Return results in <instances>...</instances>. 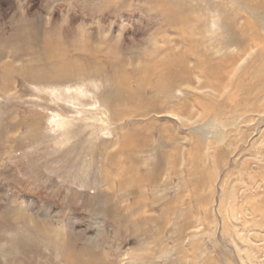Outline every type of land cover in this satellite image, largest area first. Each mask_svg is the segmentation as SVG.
<instances>
[{
  "label": "rangeland",
  "instance_id": "obj_1",
  "mask_svg": "<svg viewBox=\"0 0 264 264\" xmlns=\"http://www.w3.org/2000/svg\"><path fill=\"white\" fill-rule=\"evenodd\" d=\"M178 3L0 0V264H70L63 256L70 250L84 259L94 256L96 264L117 263L123 256L129 264H146L150 252L161 256L157 264H264V96L256 103L260 110L250 109L253 87L264 85V52L258 57L252 50L236 75L224 81L233 83L223 96L207 100L205 109L193 105L195 115L186 124L182 120L184 125L157 112L116 118L106 100H98L104 86L115 90L123 77L130 87L145 81L135 72L144 69L145 58L162 54L165 34L175 38L179 32L168 22ZM213 12L202 14L214 39ZM254 20L264 37V24ZM63 22L81 30L75 44L81 45L84 34L97 37L102 46H92L102 51L99 58L107 66L96 79L28 81L18 70L42 63L43 41L54 50L56 38L65 41ZM188 27L187 34H204L196 25ZM238 80L247 88L238 89ZM167 121L174 126L170 140L152 144L172 157L162 162V175L155 182L139 181L142 201L138 193H122L118 180L133 174H121L108 162L120 149L115 141L134 125L156 138V125ZM175 138L176 150L171 149ZM139 155L144 159L137 153L131 160L120 158L126 167L129 161L140 166L141 175L153 158L150 148Z\"/></svg>",
  "mask_w": 264,
  "mask_h": 264
},
{
  "label": "bare ground",
  "instance_id": "obj_2",
  "mask_svg": "<svg viewBox=\"0 0 264 264\" xmlns=\"http://www.w3.org/2000/svg\"><path fill=\"white\" fill-rule=\"evenodd\" d=\"M201 1L202 0H195V1L177 0V2L179 3L176 5L174 11L172 12L173 16H171L170 19H168V22L172 24L173 29L174 27L177 30L179 29V32L176 31L175 38L170 37L168 34H165L163 36V40L166 42V45L163 49H161L162 54L158 53L149 58H145L146 63L144 65V69L135 72V74L137 75L143 74L145 81L137 80L135 82L134 87H130L128 86L129 78L123 77L122 79H119L117 81L118 85L115 88V90H111L107 86H104L105 88H103L101 93L98 94V100L101 101L102 103L104 99L106 100V102L109 105L110 111L113 114V117L116 118L129 117L132 112L134 113L133 116H147L150 112H157V113H161L159 115H167L173 118L175 121L177 122L179 121L181 125H184L182 123V120L186 124L187 122H190L192 120L191 118L195 115L194 110L192 109L193 105H197L199 109L200 107L205 109V107L208 104L207 100H210L211 98H213L214 100H219L218 97L223 96L224 92H226V88L230 86V84L232 85L233 83V82L226 83L224 81L226 79H230L229 77L231 76L233 77L236 75L238 69L241 67V64L244 61H246L247 56L248 57L252 56V52H251L252 50L254 51V54H256L258 57H261V55L264 52V37L261 35L262 33H260V29H261L260 26L258 24H255L256 22L254 19L257 16L258 21H260L261 24H264V0H228V2L227 0H218V2L211 0L209 1L210 3L209 2L202 3ZM237 5H240L241 8ZM211 9L214 10L213 16H216V19H214L215 20L214 23L216 24L215 26L216 30L211 31V33L215 34L214 39L209 35H207V31H206L207 24L202 14ZM242 11L246 13L247 16L243 17ZM259 13H261L262 15H260ZM25 17H27V13L26 14L24 13V15H22V18ZM250 18H252L253 20ZM69 22L72 23V21L70 20ZM66 23L64 25L63 22L62 23L63 25L60 26L58 25L60 29L64 30L63 31L64 35L62 36H65L64 37L65 41H63L61 37L56 38V48H57L56 50H54L55 49L54 47H53L54 49H51L50 48L51 44L49 45L46 42V40L43 41L44 42L43 47L41 46L42 61H40L41 59L39 60V62L42 63H39L38 65L26 64L24 67L22 66L23 67L22 71L18 70L19 74H23V76H25L28 79V81L37 84L47 83V82L56 83L62 81L66 83H71L73 81L76 82L81 79L82 80L96 79L101 76V73L104 70L102 69V67L107 66V64L106 62L101 63L102 58L101 59L99 58V54H102L101 53L102 51L100 52L98 47L92 46V45L96 46L100 44V43L98 44L96 43L97 37L94 38L93 34H92L93 37L90 34H89L90 36L88 34L85 35L84 32L83 33L84 35L81 36V40H82L81 45L75 44L76 41H74L73 39L76 40V38H78L80 33L82 32L79 29L76 30L73 29L72 31L69 26H66L67 25ZM189 24L196 25V27L200 31H203L204 34L202 36L199 32H198L199 34L197 33L198 35L187 34L188 31L187 27L189 26ZM106 39L107 38L105 36L103 42H106ZM53 43H55V41ZM217 44L219 46H217ZM213 45L219 47V50L214 51ZM100 46H102V44H100ZM103 47L102 48L104 50L105 48H107V46L106 47L103 46ZM230 47L237 48L238 52L234 54L228 53L227 49H229ZM175 48L178 50H176ZM35 49L36 48H34V50ZM48 53L49 56H46V54ZM46 64H50V66L47 65L48 71H46ZM250 76L252 77V75ZM254 78L256 79L257 76H255ZM256 80H258V78ZM235 83L238 89L247 88V86H245V84L239 80L237 82L235 81ZM126 84L128 87L124 86ZM253 88H252L253 101L251 99L252 103L250 109H252V107L254 106L257 107L258 104L256 103H259V99L260 101L262 100L260 96L261 95L264 96V85H262L261 87L254 86ZM195 91H197L198 93H195ZM127 106H129L128 109L126 108ZM261 106L262 108H264V103ZM259 107L260 106L257 107V110H260ZM210 111L212 112V108L210 109ZM184 114L188 115V117H184ZM247 119L249 120V117ZM170 123H171L170 121H167L165 122V124L156 125L158 129V136L157 137L155 136L156 138H154V136L149 132L140 130V128L137 125L131 126L129 129L128 128L123 129L119 138L118 139L116 138L117 141H115V143L117 144V146H119L120 149L117 148V151L115 152L113 151V154L108 156V162H110V164H113L114 168L120 171L121 174L124 171L131 172L133 174L132 177H129L128 179L125 176H123L120 180H118L119 188H121L122 193L124 192H131L134 194L138 193L137 197L141 198L143 196V189L140 186H138L139 181L144 180L145 177L147 178L150 177V181L155 182L158 178H160V176L163 173V169L161 167L162 162L165 161V159L168 160L169 157L170 158L172 157L168 154L160 153V150L158 152L157 147H159V145H164V144L166 145L167 141L170 140L171 138L170 134H173V130H174V126L171 125ZM192 123H194V120L192 121ZM198 128H202V127L198 126ZM176 140L177 138L174 139L171 149L174 150L177 149L175 147ZM153 143L155 144L157 143L156 144L157 147L155 145H152ZM104 145H107V143ZM145 148H150L152 152L153 164L151 168H147L145 165V168L141 173V175L139 174L140 172H138L140 166L138 165L136 166L135 164H133L132 161H129L131 164H129L127 167L122 164L120 158L122 155L125 156L124 158L128 157V159L131 160L132 156L135 157V154L137 153V156H140L139 158L142 159L143 156L139 155V153L141 150H144ZM127 153L129 155H127ZM124 185L125 187L128 186L126 190L123 188ZM130 186L135 187V189H133ZM142 200L143 197L141 198V201ZM136 205H140V203L138 202ZM26 210L28 211V208ZM105 212L107 213L106 210ZM143 216L145 217V215ZM151 219L153 221H156V218H151ZM71 251L72 250L69 251L70 253L68 255H63L64 259L68 261L70 264H96V263H92L91 260L92 257L95 258L94 256H92L90 260L88 258L84 259L83 256L85 254L76 255L74 254L73 251L72 252ZM144 256H145V260H147L148 262L154 260V263L152 264H157L155 263V260H157V258L160 255L151 254L150 252L148 255H144ZM124 258L126 259V257L123 256L122 258L117 259L118 260L117 263H112V264H129L130 262L123 260ZM109 263L110 262L106 264Z\"/></svg>",
  "mask_w": 264,
  "mask_h": 264
}]
</instances>
